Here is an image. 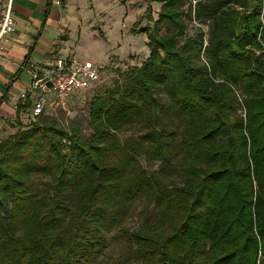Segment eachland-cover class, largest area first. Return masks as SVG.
<instances>
[{
    "label": "trees",
    "instance_id": "trees-1",
    "mask_svg": "<svg viewBox=\"0 0 264 264\" xmlns=\"http://www.w3.org/2000/svg\"><path fill=\"white\" fill-rule=\"evenodd\" d=\"M184 1L146 0L132 31L150 56L92 100L89 135L60 110L0 143V264H95L114 228L144 264H264V0L191 8L207 45L183 34Z\"/></svg>",
    "mask_w": 264,
    "mask_h": 264
},
{
    "label": "crops",
    "instance_id": "crops-1",
    "mask_svg": "<svg viewBox=\"0 0 264 264\" xmlns=\"http://www.w3.org/2000/svg\"><path fill=\"white\" fill-rule=\"evenodd\" d=\"M163 5L151 3L156 11ZM147 7L144 0H14L16 32L5 42V57L0 59V138L14 135L17 123L32 115L30 107L17 115L15 106L31 71L51 66L70 43L77 48L73 54L84 59L89 55L84 42H135L139 34L131 26L138 19H130L135 13L142 16Z\"/></svg>",
    "mask_w": 264,
    "mask_h": 264
},
{
    "label": "rangeland",
    "instance_id": "rangeland-1",
    "mask_svg": "<svg viewBox=\"0 0 264 264\" xmlns=\"http://www.w3.org/2000/svg\"><path fill=\"white\" fill-rule=\"evenodd\" d=\"M146 2V0H144ZM148 3V2H146ZM193 4L189 0H185L181 6V11L185 13V19L182 26L183 34L189 36H195L201 31L205 36V44H208L209 39V24L207 22H200L198 24L194 23V19L190 23V14L193 16V13L190 12V9H193ZM164 8L161 6L159 11L153 10L154 19H158V14ZM139 16V15H138ZM141 17V16H140ZM136 13L130 19L132 22H135L137 19ZM183 20V19H182ZM189 20V21H188ZM138 21V20H137ZM136 21V22H137ZM135 22V23H136ZM147 21L143 22L142 29L147 26H152ZM134 23H132L131 29L133 28ZM171 25V24H168ZM128 29L126 32L128 33ZM176 32H181L179 28H175ZM139 36L135 42L125 43V44H116L111 42H106L104 40H99L98 44L93 42H84L82 46L88 50L89 55L84 60L93 61L97 66L104 65L105 69L103 71L102 84L95 91H89L83 95L76 96L71 102L70 107L67 111H61L58 113L59 116V126L66 128L68 131H71L73 128L78 129L82 132L83 135L87 136L91 133V128L89 124V105L92 100L101 93L115 90L116 86L121 82L122 76L126 73L129 68L133 66H141L142 63L150 56V48L148 46V38L145 37V33H138ZM77 48L75 43L67 44L63 49V57H68L76 52ZM99 90V91H98ZM20 95V94H19ZM31 114V110L28 112V115ZM26 115L25 113H22ZM31 116V115H30ZM17 123V122H16ZM25 123V124H24ZM32 123V118L28 119L23 118V123H17L16 134L19 131L27 132L31 130L29 125ZM145 129L143 126H137L130 132L118 133V139L121 142H124L130 137L137 138L139 135L144 134ZM12 135H7L4 138H0V143L3 140H7ZM139 161L142 165L143 170L148 174H153L160 169V164L153 160H149L144 155L139 157ZM175 184H179V181L176 180ZM153 204L148 206L147 201L141 203L137 210L133 212V215L130 216L122 224L123 229H129L130 231H137L142 226V218L139 216V213L143 210L153 208ZM129 245L126 240L120 235L119 229L114 228L106 237L105 247L103 248L100 256L98 257L95 264H114L117 261H120V264H144L143 261L138 260L135 257H131L128 253ZM124 256V257H123Z\"/></svg>",
    "mask_w": 264,
    "mask_h": 264
},
{
    "label": "built area",
    "instance_id": "built-area-1",
    "mask_svg": "<svg viewBox=\"0 0 264 264\" xmlns=\"http://www.w3.org/2000/svg\"><path fill=\"white\" fill-rule=\"evenodd\" d=\"M189 1L195 10L202 0ZM15 32L14 0H0V59L5 57V42ZM104 69V65L97 66L75 54L61 56L48 68L30 72L31 81L18 96L15 106L30 101L32 118L67 111L76 96L91 91L102 81Z\"/></svg>",
    "mask_w": 264,
    "mask_h": 264
}]
</instances>
